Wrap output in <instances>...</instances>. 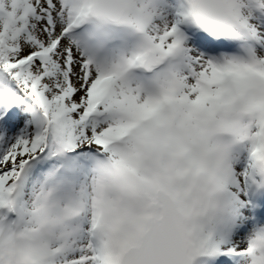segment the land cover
<instances>
[{"label":"snow or ice","instance_id":"snow-or-ice-1","mask_svg":"<svg viewBox=\"0 0 264 264\" xmlns=\"http://www.w3.org/2000/svg\"><path fill=\"white\" fill-rule=\"evenodd\" d=\"M0 264H264V0H0Z\"/></svg>","mask_w":264,"mask_h":264}]
</instances>
